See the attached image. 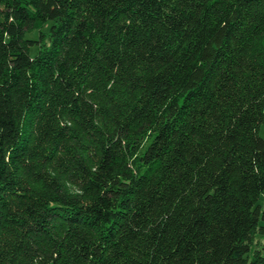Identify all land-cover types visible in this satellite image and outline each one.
Segmentation results:
<instances>
[{
	"label": "trees",
	"instance_id": "16d2710c",
	"mask_svg": "<svg viewBox=\"0 0 264 264\" xmlns=\"http://www.w3.org/2000/svg\"><path fill=\"white\" fill-rule=\"evenodd\" d=\"M261 129L264 0H0V264H264Z\"/></svg>",
	"mask_w": 264,
	"mask_h": 264
},
{
	"label": "rangeland",
	"instance_id": "374dc122",
	"mask_svg": "<svg viewBox=\"0 0 264 264\" xmlns=\"http://www.w3.org/2000/svg\"><path fill=\"white\" fill-rule=\"evenodd\" d=\"M36 32H37L36 30L28 31V32L26 33V35H27V36H30V37H31V36H35V35H36ZM260 133H261L262 135H264V129H261ZM261 204L264 205V201H262Z\"/></svg>",
	"mask_w": 264,
	"mask_h": 264
}]
</instances>
